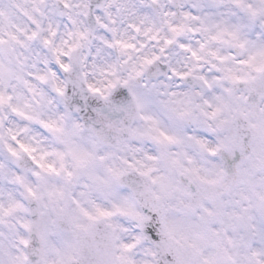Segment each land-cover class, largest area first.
Wrapping results in <instances>:
<instances>
[{"label":"clouds","instance_id":"clouds-1","mask_svg":"<svg viewBox=\"0 0 264 264\" xmlns=\"http://www.w3.org/2000/svg\"><path fill=\"white\" fill-rule=\"evenodd\" d=\"M0 264H264V0H0Z\"/></svg>","mask_w":264,"mask_h":264}]
</instances>
